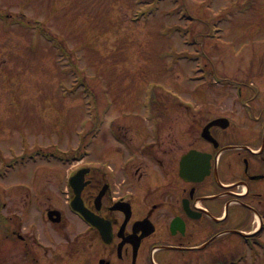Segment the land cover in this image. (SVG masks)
I'll return each instance as SVG.
<instances>
[{
    "label": "rangeland",
    "instance_id": "obj_1",
    "mask_svg": "<svg viewBox=\"0 0 264 264\" xmlns=\"http://www.w3.org/2000/svg\"><path fill=\"white\" fill-rule=\"evenodd\" d=\"M203 1L0 0V156L26 157L0 160V204L66 205L82 153L113 181L116 122L143 125L150 96L187 121L205 81L256 73L264 0Z\"/></svg>",
    "mask_w": 264,
    "mask_h": 264
},
{
    "label": "flooded vegetation",
    "instance_id": "obj_2",
    "mask_svg": "<svg viewBox=\"0 0 264 264\" xmlns=\"http://www.w3.org/2000/svg\"><path fill=\"white\" fill-rule=\"evenodd\" d=\"M260 66L234 77L241 82L236 89L232 83L210 88L212 81L203 85L207 91L196 89L204 97L185 106L191 120L166 121L181 106L169 109L164 96L155 105L150 96L133 115H142L143 125L116 122L113 181L82 157L73 173L86 170L76 177L78 204L70 205L76 194L69 187L66 205H0V264H232L249 252L248 242L260 244Z\"/></svg>",
    "mask_w": 264,
    "mask_h": 264
},
{
    "label": "water",
    "instance_id": "obj_3",
    "mask_svg": "<svg viewBox=\"0 0 264 264\" xmlns=\"http://www.w3.org/2000/svg\"><path fill=\"white\" fill-rule=\"evenodd\" d=\"M77 190V197H79V194H80V190L79 189H76ZM78 199V198H77ZM78 203V201H76Z\"/></svg>",
    "mask_w": 264,
    "mask_h": 264
},
{
    "label": "trees",
    "instance_id": "obj_4",
    "mask_svg": "<svg viewBox=\"0 0 264 264\" xmlns=\"http://www.w3.org/2000/svg\"><path fill=\"white\" fill-rule=\"evenodd\" d=\"M251 9H250V7H249V11H250ZM248 10H245V12H247Z\"/></svg>",
    "mask_w": 264,
    "mask_h": 264
}]
</instances>
